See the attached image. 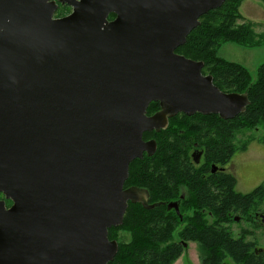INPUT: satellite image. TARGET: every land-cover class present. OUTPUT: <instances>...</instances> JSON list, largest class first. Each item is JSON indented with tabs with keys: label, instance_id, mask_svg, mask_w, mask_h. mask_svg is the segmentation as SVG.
<instances>
[{
	"label": "water",
	"instance_id": "95a60500",
	"mask_svg": "<svg viewBox=\"0 0 264 264\" xmlns=\"http://www.w3.org/2000/svg\"><path fill=\"white\" fill-rule=\"evenodd\" d=\"M224 2L0 0V264L112 261L108 230L128 203L160 205L123 188L130 163L155 152L143 133L178 113L245 111L246 92L221 91L175 52ZM59 4L71 12L54 17ZM166 208L181 219L178 201Z\"/></svg>",
	"mask_w": 264,
	"mask_h": 264
},
{
	"label": "trees",
	"instance_id": "16d2710c",
	"mask_svg": "<svg viewBox=\"0 0 264 264\" xmlns=\"http://www.w3.org/2000/svg\"><path fill=\"white\" fill-rule=\"evenodd\" d=\"M241 1L225 0L221 7L202 15L199 19L200 24L190 32L185 44L175 50L187 58L202 61L204 63L202 73L210 74L213 84L221 91L247 93L250 103L245 111L235 118L224 120L214 114L204 116L220 121V130L217 133L218 136L224 137L228 134L233 136L241 127L254 128L260 122H264V63L259 65L256 78L252 80L245 67L216 54L220 45L226 42L245 47L259 44L254 41V34L248 23H237L238 20H242L238 11ZM61 7L66 5L59 6L58 10ZM114 16L111 13L109 19ZM173 144L179 147L178 143ZM228 146L229 144L225 142L215 144L212 151L208 152V159L226 163L236 150H229ZM160 150L159 144L156 152L150 157L146 156L144 160L159 156L164 158L162 162L176 166L177 174L190 190V197L195 200L188 205L195 208L194 216L179 230L180 241H170L175 225L179 223V216L173 214L172 219L156 220L157 215L164 216L171 211L164 210L162 204L145 208L139 204L128 203L122 224L110 228L108 237L116 240L115 230L130 225L136 238L129 244L116 240L118 251L107 264H171L182 254L184 243L188 242H196L204 249L206 254L202 264H264V249L258 247L255 241L233 237L228 228L234 215H239V218L246 217L257 208L259 201L264 197V185L255 187L249 193L236 192L234 189L236 180L231 174L220 173L210 177L213 182L205 181L201 178L199 170L184 164V161H179L178 158L173 160L171 156L175 153L161 155L158 154ZM135 161L142 162L136 159L131 165ZM185 202L188 203V199L184 198ZM5 204L9 207L11 202L5 200ZM203 211H211L212 221L207 222L202 217ZM162 244L164 246L160 248Z\"/></svg>",
	"mask_w": 264,
	"mask_h": 264
},
{
	"label": "rangeland",
	"instance_id": "374dc122",
	"mask_svg": "<svg viewBox=\"0 0 264 264\" xmlns=\"http://www.w3.org/2000/svg\"><path fill=\"white\" fill-rule=\"evenodd\" d=\"M59 6L65 5L59 4ZM57 10L54 13V17L65 16L71 12L72 8L66 5V7H61ZM238 11L242 20H238L237 23H248L254 34V41L259 44L257 43L258 45L254 47H245L233 42H226L220 45L216 54L227 61L235 62L245 67L250 79L254 80L256 78L257 68L260 64L264 63V0H242L239 3ZM192 121V119H189L186 122L187 124H197L199 122L211 123V119L209 120L208 118L202 121ZM217 136L214 139L218 142ZM159 138L158 143L161 146V150L158 154L175 153L171 156L174 160L180 158L177 152L186 150V141L176 135L171 138H163L162 136ZM220 138L221 142L229 144V150L236 149L231 159L234 163H231L229 166L230 171L233 172L235 170L236 177L238 176L237 178H239V192L244 194L249 193L255 187L264 185V122H260L254 128L241 127L236 130L233 136L228 134L227 137L221 136ZM207 139L210 140V137L207 136ZM173 143H178L179 147H176ZM162 161H164V158L157 156L154 159L144 160L143 162L135 161L130 166V183L149 186L152 201L160 199L157 195V184H165L163 186L169 184L171 187H174V191H177V193L184 187L183 179L181 180V177L177 174L176 166ZM190 196V194L186 195L188 203H184L183 200L180 204L181 219L175 225L170 241H180L179 230L194 216L195 208L188 206L189 203H194V200ZM1 199H4L2 194H0ZM173 214L175 213L171 211L164 214V216L162 214L160 217L157 215L156 220L159 218L162 221L172 219ZM248 215L239 218L237 221L234 220V217H238L239 215H234L232 221L228 224L231 235L233 237H243L246 241H255L258 247L264 249V222H262L261 217V215L264 216V197L259 201L257 208ZM202 217L207 222L212 221V217H207L205 214ZM125 227L116 229L115 236L118 242L129 244L136 237H134V232L130 225H126ZM163 246V244L160 245V248ZM205 254L204 249L198 243L188 242L187 246H184L182 254L171 264H202V259L205 257Z\"/></svg>",
	"mask_w": 264,
	"mask_h": 264
},
{
	"label": "flooded vegetation",
	"instance_id": "af4514ba",
	"mask_svg": "<svg viewBox=\"0 0 264 264\" xmlns=\"http://www.w3.org/2000/svg\"><path fill=\"white\" fill-rule=\"evenodd\" d=\"M159 110H160L159 104L156 102H152V104L150 103L146 109V115L151 116L156 112H158ZM204 116L205 115L200 116L197 114H194L192 116H187L183 113H178L175 116L170 117L168 119V124L165 129H160L159 131H156L155 129L145 131L142 135V139L145 142L154 140L156 144V149H155L156 152V150L158 149V145H159L158 140L160 139L159 138L160 136H162L163 138L165 137L171 138L174 135H176L177 137L186 141V150H181L177 152V154H179L180 156V158H178L179 161H184V164L191 166L195 170H199L201 172L200 173L201 178L205 181L208 180L213 182V179H210V177L216 176L220 173L231 174L232 176H234L236 180L234 189L236 192H239L238 190L239 178H237L238 176L236 177L237 174L235 170H233V172L230 171V166H229L231 163L232 164L234 163L231 161V159L235 152L230 155V158L224 164H222L220 161L216 162L212 159H208V152L212 151L214 145L221 144V138H220L221 136H217L218 134L217 131L220 130V121L215 118L204 117ZM206 118H208L209 120L211 119V123L207 124V123L199 122L197 124L196 123L187 124L186 122L189 119H192L193 121H202ZM207 136L210 137V140L207 139ZM215 136H217L218 142L215 141L214 139ZM146 156L150 157L147 155L146 151H143L142 158L139 159L142 160L143 162ZM131 163L129 165L128 177L124 182V186H123L124 189L137 188L145 192L147 196L146 202L148 205L160 203L164 205L166 208V205L169 202L178 201V208L180 211L181 202L184 200V198H186L187 194H190V190L185 185V183H183L184 187L180 189L178 193L177 191H174L175 190L174 187H171L169 184H167V186H163L165 184H157L156 185L158 189L157 195L160 199H157L156 201H152V196L149 190L150 188L149 186H141L136 183L135 184L130 183L131 174L129 172H130ZM143 183H147V182H143ZM134 204L142 205V203L140 202H135ZM169 211H173L177 215L174 208L170 209ZM204 214L207 217L210 218L212 217L211 211L204 212Z\"/></svg>",
	"mask_w": 264,
	"mask_h": 264
}]
</instances>
